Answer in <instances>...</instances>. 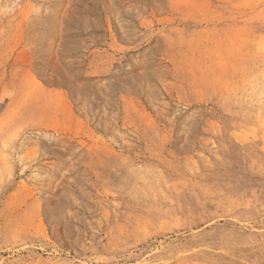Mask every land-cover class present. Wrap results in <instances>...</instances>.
<instances>
[{
	"label": "rangeland",
	"instance_id": "obj_1",
	"mask_svg": "<svg viewBox=\"0 0 264 264\" xmlns=\"http://www.w3.org/2000/svg\"><path fill=\"white\" fill-rule=\"evenodd\" d=\"M0 264H264V0H0Z\"/></svg>",
	"mask_w": 264,
	"mask_h": 264
}]
</instances>
